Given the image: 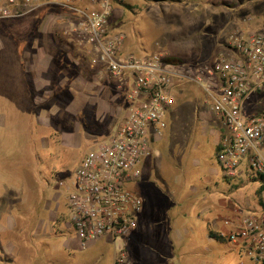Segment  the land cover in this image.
I'll list each match as a JSON object with an SVG mask.
<instances>
[{"label": "rangeland", "instance_id": "rangeland-1", "mask_svg": "<svg viewBox=\"0 0 264 264\" xmlns=\"http://www.w3.org/2000/svg\"><path fill=\"white\" fill-rule=\"evenodd\" d=\"M31 1L39 5L35 11L18 18L0 19V264H42L48 247L46 241L51 255L47 260L51 263L57 260L61 264H91L101 254L100 264H111L112 244L84 250L75 248L70 252L61 249L60 242L72 239L73 232L67 229L66 191L59 182L71 184L79 159L109 137L104 123H99L93 131L81 121H87V117L74 115L71 82L75 76L85 69L92 71L96 92H103L101 99L109 100L119 93L127 105L129 87L123 86L117 92V83L95 61V53L70 31L66 19L78 21L79 13L62 5L64 0ZM81 7L90 6L81 4ZM246 15L254 18L248 25L241 21ZM46 20L52 26L43 32L41 25ZM236 25L241 31L264 25V0L179 3L111 0L108 30L124 34V54L143 57L160 53L178 59L174 66L179 70L193 73L197 67L212 65L228 37L233 36ZM77 47L83 54L88 53V58L75 56L80 54L74 50ZM43 48L50 51L53 60L50 68L39 74L30 68L29 59ZM68 48L74 50L73 55L81 62L86 60L87 67L81 69L73 61L72 65L68 64ZM34 79L43 81V85L35 88L36 92H33ZM103 87L105 91H101ZM173 95L162 140L154 148L159 150V157L150 149L140 161L141 174L134 183L144 200V212L135 232L124 239L129 264H163L153 252L157 249L154 242L157 238L150 237L146 227L151 220L156 226L167 223L171 200L166 189L184 193L192 186L203 188L200 176L213 156V147L202 135L198 114L215 119L214 127L226 131L209 103L204 102L197 84L186 82ZM246 107L248 112L264 111V92L251 95ZM65 131L73 137L70 145L64 139ZM200 141L198 147L196 143ZM213 166L217 172L213 188L221 190H214L212 198L226 199L240 214H257L260 203L256 190L262 181L247 167L228 178L217 164ZM161 225L155 233L162 229ZM194 239L196 254L209 248L204 238ZM212 245L215 247L206 256L212 264H257L229 243ZM172 264H179V260Z\"/></svg>", "mask_w": 264, "mask_h": 264}, {"label": "built area", "instance_id": "built-area-1", "mask_svg": "<svg viewBox=\"0 0 264 264\" xmlns=\"http://www.w3.org/2000/svg\"><path fill=\"white\" fill-rule=\"evenodd\" d=\"M62 5L81 15L78 21L66 19L70 31L92 48L118 90L129 83L127 99L132 103L109 137L81 159L72 183L59 182L66 191L67 229L80 249L106 240L114 246L113 264H128L124 239L135 230L142 209L131 185L140 177L139 164L151 143L162 138L174 91L186 82L201 88L204 102L226 130L215 153L221 171L233 178L247 167L264 182V111L246 110L248 98L264 92V25L246 31L236 25L212 65L192 73L165 62L160 53L124 54V34L108 30L110 0H64ZM38 6L31 0H0V19L24 16ZM253 20L246 15L241 21L248 25ZM259 205L257 214L222 218L215 234L250 262L264 264V197Z\"/></svg>", "mask_w": 264, "mask_h": 264}, {"label": "crops", "instance_id": "crops-1", "mask_svg": "<svg viewBox=\"0 0 264 264\" xmlns=\"http://www.w3.org/2000/svg\"><path fill=\"white\" fill-rule=\"evenodd\" d=\"M51 26H52V22L50 20L49 21L46 20L41 25L42 31L45 32L49 30ZM252 29H256V26ZM70 50L72 51L73 49L68 48V51L66 52V55L68 57L67 63L68 64L70 63L71 65L75 63V65H77L78 67H81V69H83L84 66L87 67L85 65L86 60H84V62H81L75 56H79V58H81V56L88 58V55H87L88 53L83 54V51H81V49L77 47L74 50H76V52L80 54H77L74 56L73 55L74 50L71 53H70ZM93 52L94 51L92 50V53ZM52 60L53 59L50 55V51H46V49L43 48L42 50H38L35 54H32L30 56V59H29L30 68H32V70H34L35 73L41 74L50 68V66L52 65L51 64ZM64 67L65 69L67 68L66 65ZM81 73L82 74H80V76L79 74H77L75 78L73 79V82H71V90L73 92L72 101H74L76 105L74 115L78 114V115H84L85 117H87V121H89L90 124H88L86 120L81 119V121L88 127H91L93 131H96L98 129L99 123H104L105 133L110 134L113 128L115 127V125L125 118L127 109L132 103L130 102V104L128 105L124 104V101L122 100V97L119 93H115L114 95L109 97V100L101 99L100 96L102 95L103 92L102 93L96 92V86H95L96 79L92 77V71H88L85 69ZM37 79L43 80L42 78L41 79L37 78ZM43 81L49 82V80H43ZM43 81L40 82V81H36L35 79L32 80L33 92L37 91V89L35 88H37L40 84L43 85ZM60 81L58 82L60 83ZM126 86L129 87V83H127ZM102 90L105 91V88L103 87L101 91ZM120 91L121 90H118L117 92H120ZM97 97H98V100H96ZM102 103H105L104 108H102L103 106ZM89 108H91L92 111H90ZM103 109L104 111L101 112L100 110H103ZM246 110L249 111L247 107H246ZM107 115H109L108 120H106ZM197 120L201 123V126L203 127L202 135L204 136V138H207L210 141V145L211 147H213V156L211 160L209 161V163L206 164V169H204L203 173L200 176V178L202 179L201 186H203V188L201 187V190H199L195 186H192L191 190L188 189L189 191L184 192V193L182 192L179 193L177 190H174V188L166 189V193L171 200V205L168 209L169 212L167 214V220H166L167 223H165L164 225L160 224L162 229L156 233H155V230H158L160 225L156 226L157 223L155 221L150 219L152 222L149 223L146 227L148 231V235L150 237L157 238V240H154L155 244L157 245V249L153 250V252L157 255L158 259L162 260L163 264H172L174 261H178V260H179V264H212V261L209 260V258L206 256H208L209 254L208 252L210 251V248L215 247L212 244L218 243V242H216V240L208 236L209 232L215 233L216 229L222 228V224H221L222 218H225L228 215L229 216L231 215V217H234L237 214L242 215L239 213V211L236 208H234L233 206L230 207V204H228L226 199H221V198L214 199V197L212 198L211 196L214 190H221V188L219 187H214L215 189L213 188V185L216 186L215 180L217 178V172L213 168L214 167L213 163L217 164L215 160V153H216L217 144L219 142L222 131L221 129L219 130L214 127L215 126L214 124H216L215 122L216 120L212 119L210 116L206 117L202 114H198ZM64 139L67 141L68 145L73 143V137L70 132L65 133ZM161 140L162 138L152 142L150 146L151 152L153 153V155H157V158L159 157L158 156L159 150L154 149V148L157 147L156 144ZM196 144L198 147H201L202 143L200 141V142H197ZM84 156H82L79 159V162ZM243 169H241L239 172H242ZM161 184L163 183L161 182ZM262 184L263 183L261 182L258 189L256 190V193L259 195L258 196L259 203L264 197V190L261 193L258 192ZM131 189L140 196L139 192L137 191L138 188L136 184H132ZM141 199H142V209H141V212L137 216V226L139 224L140 219L143 217V212H144V200L142 197ZM171 210H173V212ZM199 222H202V224L200 225ZM137 226L135 230L137 229ZM135 230L133 232H135ZM196 236H200L204 238L206 243L209 245V248L202 249L199 254H196V250L194 247L195 245L194 238ZM102 241H104V243ZM45 244L48 245V247H46L47 249V252H45L46 255H43L42 264H48V263L49 264H61V261L55 260L54 262L51 263L50 260H47L51 258V255H50L48 241H46ZM60 244H61V249L63 248V250L68 251V252L73 251V249L75 248H79L77 240L74 235L72 239L63 240L62 242H60ZM101 244L108 245L112 243L106 240H100L92 244L90 248L98 247ZM124 244H125V249H126L125 241H124ZM114 255H115V252H114V246H113L111 264H113ZM127 256H128V253H127ZM101 258H102V255L98 254L95 257V260L91 264H100V262L102 261ZM205 258L206 260H204ZM129 260L130 259L128 256V264L131 263V261Z\"/></svg>", "mask_w": 264, "mask_h": 264}, {"label": "trees", "instance_id": "trees-1", "mask_svg": "<svg viewBox=\"0 0 264 264\" xmlns=\"http://www.w3.org/2000/svg\"><path fill=\"white\" fill-rule=\"evenodd\" d=\"M145 2H148V3H160V2H173V3H179V2H188V1H193V0H144ZM110 4H111V0H110ZM123 5L126 7V8H130L129 5L127 3H123ZM165 62L169 63V64H172V65H176L179 60L178 59H174V58H165L164 59ZM262 181V180H261ZM262 185L261 187L259 188V193H261L263 190H264V182L262 181ZM208 236L214 240H216V242H224V241H221L220 239H218V237L216 236L215 233H211L209 232ZM226 243V242H224Z\"/></svg>", "mask_w": 264, "mask_h": 264}]
</instances>
